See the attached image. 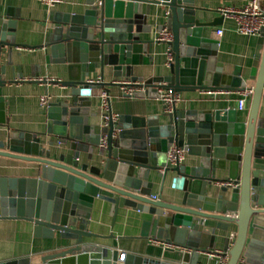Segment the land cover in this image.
Instances as JSON below:
<instances>
[{
  "label": "water",
  "instance_id": "1",
  "mask_svg": "<svg viewBox=\"0 0 264 264\" xmlns=\"http://www.w3.org/2000/svg\"><path fill=\"white\" fill-rule=\"evenodd\" d=\"M77 11H53L39 46L15 42L17 20H5L0 40V157L4 169L17 175L0 176V218L27 221L38 238L59 240L37 260L31 257L0 264H171L156 257L126 253L118 242L104 245L86 238L108 237L88 228L94 208L105 204L145 213L141 237L172 243L182 249L176 263L199 264L201 253H215L217 239L237 226L227 264L241 256L264 264L256 254L264 242V30L248 78L218 60L219 42L209 34L224 17L203 20L195 0H84ZM80 6V5H79ZM164 12V15H163ZM173 34L172 41L153 37L155 25ZM10 41V42H7ZM170 45L173 59L162 74L146 80L148 95L158 97L164 86L179 92L209 89L238 91L254 82L249 115L236 109L179 108L158 114H121L105 119L97 106L100 90L109 83L88 82L97 69L113 68L114 76L143 80L153 66L157 46ZM48 49L47 63L66 67L67 78L52 81L69 93L46 107L47 126L40 133L11 129L3 88L8 80L3 48ZM260 50H263L260 53ZM39 73L36 77H39ZM45 85L48 80H31ZM130 98L129 96H125ZM139 94L136 98H144ZM112 111V110H111ZM106 137L105 145L101 144ZM184 147L193 161L169 165L171 145ZM161 191L171 182L168 199H151L154 181ZM110 237H114L111 235ZM62 240H70L69 243ZM261 249H264V244ZM264 251V250H263ZM223 264V263H220Z\"/></svg>",
  "mask_w": 264,
  "mask_h": 264
},
{
  "label": "crops",
  "instance_id": "2",
  "mask_svg": "<svg viewBox=\"0 0 264 264\" xmlns=\"http://www.w3.org/2000/svg\"><path fill=\"white\" fill-rule=\"evenodd\" d=\"M84 0H64L62 3L48 7L39 0H0V40L3 32L5 20L12 18L17 20L16 31L13 38L18 44H28L30 46H39L44 42L45 32L50 27L48 23L51 12L53 11H77ZM249 0H195V4L203 10L198 14L203 20H214L221 14L218 8L221 6H243ZM80 5V6H79ZM164 15V12H163ZM163 17L158 22H153L155 30L153 37L156 38L159 31L157 25L165 21ZM224 29L222 36H217L216 29ZM210 36L219 42L218 60L222 61L230 70L240 68L242 76L248 78L250 70L256 56L260 36L244 35L237 31L236 22L231 18H224L220 25L213 27ZM10 42V41H7ZM155 64L146 66L139 76H144L143 80H148L152 76L162 74L161 66L166 65L167 45L157 46ZM263 50H260L262 53ZM49 53L48 49L31 50L30 48L12 47L5 45L3 48L2 63L7 65L6 77L13 80L16 75V82L7 84L3 88V94L7 101V122L11 129L17 131H26L33 133L46 132L47 115L46 107L40 104V98L46 94L43 83L32 82L36 74L42 78H67L65 65L47 63L45 55ZM102 76L108 83L116 78L113 68L107 66L104 72L97 69L91 73L89 78ZM129 78V77H127ZM249 85L255 81L247 80ZM103 88L108 89L111 95V108L115 114H140L150 115L162 113L163 104L158 97L128 98L121 95L120 88L117 85L107 84ZM97 90L99 94L103 89ZM49 95L53 101L65 93H69L68 88L58 84H49ZM182 93V100L177 104L179 108L203 110L207 108H232L236 109L241 119H246L250 112L252 97L247 99V108L239 110L238 99L241 97L239 91L220 90L215 95L202 91H186ZM100 105V97L97 98V106ZM264 113V95L260 106V114ZM43 141L56 139L54 136L42 135ZM194 158L188 157L185 162L193 161ZM9 162L8 159L0 157V176L17 175L4 169ZM161 179H156L152 188V195L158 196L164 200L168 199L171 189V182L167 181L163 192L161 191ZM147 215L138 209L120 208L118 213H114V206L106 203L103 210L94 208L89 230L93 233L108 237L86 238L104 245H112L113 241L118 242L120 256L125 253H136L144 256L156 257L166 260L169 263H176L180 254L176 251H166L160 243H155L150 238L141 237L140 232L142 222ZM264 234V232H263ZM114 235V237H110ZM237 235V226L232 225L230 230L222 237L217 239L215 251H224L226 240L229 244L234 242ZM59 239V234H56ZM56 239L38 238L33 235L32 226L27 221L14 218H0V261L11 260L15 258L31 257L33 260L39 259L45 253L51 251L56 244ZM60 240V239H59ZM61 241V240H60ZM69 243L70 240H62ZM264 242L259 240L255 248L256 254H263L261 249ZM199 264H220L219 258L214 253H201Z\"/></svg>",
  "mask_w": 264,
  "mask_h": 264
},
{
  "label": "built area",
  "instance_id": "3",
  "mask_svg": "<svg viewBox=\"0 0 264 264\" xmlns=\"http://www.w3.org/2000/svg\"><path fill=\"white\" fill-rule=\"evenodd\" d=\"M41 3L45 4L48 7H54L64 0H39ZM218 12L224 18L234 19L236 22V29L239 33L244 35H253V36H261L264 30V0H249L243 6H221L218 8ZM220 15V16H221ZM217 36H222L224 29L218 27L216 29ZM157 40L161 41H172L173 34L172 32L164 28L162 31L158 33L156 36ZM166 64L169 65L173 59V54L171 51V46L167 45L166 49ZM48 80V84L52 81L60 80V78H46ZM32 80H43L42 77H36ZM88 82L91 83H107L102 76H97L95 78H89ZM109 85H117L120 88V92L122 96H129L130 98H136L139 94L148 95L150 90V85L146 80H133L131 78H116L111 82H108ZM208 94L215 95L218 91L216 89L204 90ZM241 94V97L238 99V109L245 110L247 108V99L253 96L254 93V85H248L247 87L238 90ZM158 99L162 102L163 105L166 106V111H172L174 106L178 104L182 100V93L172 88H166L164 86H159L157 88ZM100 110L104 115L105 119H109L110 115L114 119L119 118V114L113 113L111 108V95L108 89L103 88L100 93ZM53 101L52 96L49 94H43L40 98V104L43 107H47ZM106 137L102 138L101 144L105 145ZM168 163L171 166L176 165L177 163H182L188 158V151L184 147L177 146L175 144L171 145L167 152ZM153 200H159L158 196L153 195L151 197ZM236 237H233V239ZM155 243H160L166 248H176L182 249L172 243L161 242L156 239H151ZM233 245L231 242L230 247ZM230 249V248H229ZM229 249L227 251H216L214 254L219 258V262L223 264H227L230 258ZM126 253L123 252L120 256L121 260L125 259ZM238 264H250L246 257L241 256Z\"/></svg>",
  "mask_w": 264,
  "mask_h": 264
}]
</instances>
